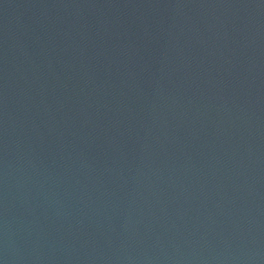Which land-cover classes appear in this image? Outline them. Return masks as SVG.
Returning <instances> with one entry per match:
<instances>
[{
    "label": "water",
    "instance_id": "1",
    "mask_svg": "<svg viewBox=\"0 0 264 264\" xmlns=\"http://www.w3.org/2000/svg\"><path fill=\"white\" fill-rule=\"evenodd\" d=\"M0 264H264V0H0Z\"/></svg>",
    "mask_w": 264,
    "mask_h": 264
}]
</instances>
